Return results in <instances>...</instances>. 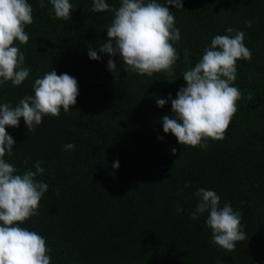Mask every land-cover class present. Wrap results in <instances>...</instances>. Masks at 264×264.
I'll return each instance as SVG.
<instances>
[{
	"label": "trees",
	"instance_id": "1",
	"mask_svg": "<svg viewBox=\"0 0 264 264\" xmlns=\"http://www.w3.org/2000/svg\"><path fill=\"white\" fill-rule=\"evenodd\" d=\"M28 2L29 41L15 46L30 75L20 86H0V104L15 106L34 95L35 79L50 70L69 74L79 87L77 104L58 118L45 116L34 132L23 118L18 128H7L16 143L4 159L17 174L35 171L37 161L45 169L36 177L48 185L39 215L21 227L46 239L51 264H264V0H183L182 8L170 6L181 35L174 43L180 56L174 77L125 71L119 56L113 74L107 66L112 57L99 47L114 13L92 12L94 0H69L67 21L55 17L49 0L43 9L39 0ZM106 2L119 8L121 0ZM229 27L244 32L252 56L237 61L232 86L242 93L238 111L224 139L208 140L207 149L181 145L163 130L162 118L172 116L168 97L175 99L187 86L182 73ZM89 47L102 59H91ZM158 98L168 103L158 107ZM69 143L74 150H65ZM200 188L215 191L221 207L230 203L241 213L247 238L234 251L212 242L207 212L191 218Z\"/></svg>",
	"mask_w": 264,
	"mask_h": 264
},
{
	"label": "clouds",
	"instance_id": "2",
	"mask_svg": "<svg viewBox=\"0 0 264 264\" xmlns=\"http://www.w3.org/2000/svg\"><path fill=\"white\" fill-rule=\"evenodd\" d=\"M49 2L56 18L71 20L73 6L69 0ZM170 6L182 8L183 0H165V4L158 0H121L119 8L111 9L106 0H94L92 12L114 13L107 28L108 38L99 47L100 52L112 57L107 66L113 74L117 69L115 58L119 56L125 71L148 77L161 72L175 76L173 68L180 56L174 43L179 42L181 35ZM39 7H46L45 0H39ZM32 23L33 8L28 0H0V86L8 82L20 86L29 77L30 69L24 67L25 55L15 45L28 43L25 26ZM247 26L251 27V22ZM226 32L227 35L214 36L199 62L182 73L187 86L179 89L175 99L168 97L172 116L162 118L163 130L174 135L181 145L207 149L208 140L224 139L238 111L237 101L242 93L232 86L237 78V61H250L252 56L244 44L243 31L229 27ZM89 57L102 59L92 47ZM187 59L185 55V63ZM32 88L34 95H25L15 106L0 104V264H51L46 239L21 227L39 215L40 201L48 185L36 177L43 175L45 169L37 161L35 171L17 174L18 169L4 159L5 155H13L16 143L7 128H18L23 118L29 132H34L45 116L58 118L61 110L69 112L77 104L79 87L69 74L58 75L50 70L36 78ZM168 100L158 98L156 104L163 108ZM248 100H252L251 95ZM64 148L71 151L75 145L69 143ZM171 151L176 154L177 149ZM119 166L118 161L113 165ZM194 196L199 201L191 218L195 220L207 212L212 242L226 251H234L236 243L247 238L242 231L241 213L234 211L230 203L221 207V198L213 190L200 188Z\"/></svg>",
	"mask_w": 264,
	"mask_h": 264
}]
</instances>
